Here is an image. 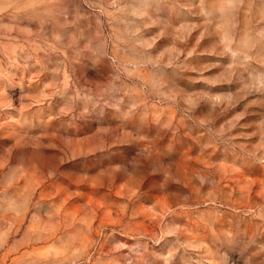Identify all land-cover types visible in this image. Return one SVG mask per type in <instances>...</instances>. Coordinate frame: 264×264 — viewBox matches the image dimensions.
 I'll return each mask as SVG.
<instances>
[{"label": "rangeland", "instance_id": "374dc122", "mask_svg": "<svg viewBox=\"0 0 264 264\" xmlns=\"http://www.w3.org/2000/svg\"><path fill=\"white\" fill-rule=\"evenodd\" d=\"M0 264H264V0H0Z\"/></svg>", "mask_w": 264, "mask_h": 264}]
</instances>
